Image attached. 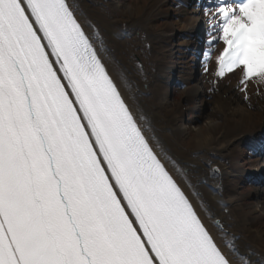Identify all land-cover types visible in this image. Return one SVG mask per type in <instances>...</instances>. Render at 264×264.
<instances>
[{"label":"snow or ice","instance_id":"6c2138e0","mask_svg":"<svg viewBox=\"0 0 264 264\" xmlns=\"http://www.w3.org/2000/svg\"><path fill=\"white\" fill-rule=\"evenodd\" d=\"M209 12V44L223 43L216 75L240 69L247 99V81L264 85V0ZM104 50L72 0H0V264H238Z\"/></svg>","mask_w":264,"mask_h":264},{"label":"bare ground","instance_id":"6f19581e","mask_svg":"<svg viewBox=\"0 0 264 264\" xmlns=\"http://www.w3.org/2000/svg\"><path fill=\"white\" fill-rule=\"evenodd\" d=\"M72 2L102 37L101 58L146 135L189 173L198 207L210 206L213 221L201 215L218 243L235 244L238 264H264V187L252 179L264 170L252 152L264 134V85L247 81L246 99L240 69L216 75L223 43L209 44L207 9L186 0ZM201 26L208 43L198 71L188 49Z\"/></svg>","mask_w":264,"mask_h":264}]
</instances>
